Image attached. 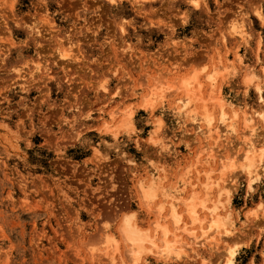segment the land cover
<instances>
[{"label":"rangeland","instance_id":"rangeland-1","mask_svg":"<svg viewBox=\"0 0 264 264\" xmlns=\"http://www.w3.org/2000/svg\"><path fill=\"white\" fill-rule=\"evenodd\" d=\"M193 73L195 119L179 115L175 89ZM158 76L176 91L143 111ZM128 110L131 127L119 125ZM250 145L257 171L247 174ZM207 173L205 205L232 232L211 229L200 245L208 210L197 205L205 219L191 224L180 200H202ZM152 174L163 189L148 205L139 185ZM125 217L157 239L160 219L182 257L133 262ZM105 234L116 245L107 255ZM232 245L230 264H264V0H0V264H225Z\"/></svg>","mask_w":264,"mask_h":264},{"label":"bare ground","instance_id":"bare-ground-1","mask_svg":"<svg viewBox=\"0 0 264 264\" xmlns=\"http://www.w3.org/2000/svg\"><path fill=\"white\" fill-rule=\"evenodd\" d=\"M218 72L219 71H215L214 70L210 74H207V77H208V79L210 81L209 85L211 86V90L214 89L213 87H214V84H215V77L218 74ZM172 89H173L172 84L169 83V82L164 81L163 78L161 79L158 76V78L153 79L152 84L149 86L148 95L144 96L143 99H142L141 108L143 109V111L153 108L160 100H162L164 98V96H166L164 94L167 93V92H171ZM175 89L176 90H180L181 89L184 92V94H183L184 98H183V100L181 102L182 103L181 104V108H179V110H178L179 111V115L183 111H187V113H189V114L191 113L192 119H195V117H194L195 110L193 109L191 103L194 101L193 100L194 99L193 94L196 93L195 91L198 92L199 89H200V84L197 81V74L193 73V74H191L188 77L182 78L180 80V82H179V85ZM257 89L260 92V89L259 88H257ZM176 90H174V91H176ZM192 97H193V99H192ZM215 102H216V104L219 105V109H220V118H219V120H220V122L224 123L227 120V117H226V113L223 111V108L221 106V99L218 97V98H216ZM125 115H126V117H124V118L121 117L123 119L120 122H118L119 125H125V126L126 125L127 126L130 125V123L128 121V118L131 117L132 112L130 110H128V111H126ZM259 116H262V115L259 114ZM204 117L206 118L205 123H206V126H207V132H209V134H210V132L212 131V129L210 128L211 127V123H212L211 122L212 118L207 113L205 114ZM228 126H229V130L231 132H235V127H234L233 124H230V121H229V125ZM112 127H114V126L110 125L108 123H104V128L106 129V131L110 130ZM130 127H131V125H130ZM248 140L249 139L247 138V141ZM256 156H257L256 151L250 145L247 148V150L245 151V153L242 156L241 160L239 161L240 163L238 162L240 164L241 169L247 171V174H251L254 170L257 171V169L255 168L256 166H254L255 165V157ZM260 160H261V154L259 156V161H257V162L259 163ZM235 168H236V162L234 160H232V161L230 160L227 164L224 163V165H222V168H220V169H222V171L225 172L226 170L232 171ZM154 170H156V168ZM208 173L206 174V178H205L206 181L203 184L204 185V190H205V197L202 200L198 199V196H197L196 192H192L188 197H186V199H184V198L181 199L180 197L179 198L181 200L179 198H177V199L182 201V204L185 207V209H184L185 213H186V215H187V217L189 219V222L191 224H195V223L201 224L204 221V219H205V218H200V216H198L197 205H200L202 208H204V209L206 208L208 210V213H209L208 223H207L208 226H207L206 230H202V236H205V234H207L208 231L211 230V229H213L216 232H219L220 229L221 230L223 229L226 234L230 233L232 231L228 230L226 228V225L229 223V221L227 220L226 217H223L221 214L217 213V208H218L217 204L214 203L211 208H207L206 205H205V202L209 199V194L211 192V185H212L209 182L210 178H209ZM181 176H180L179 180H181L185 184V182H186L185 178L188 175L186 173L184 179H181L183 177V176L182 177ZM158 180H160V179H158V176L152 174V178H151V180H150L148 185H145L143 183H140V185H139V188H140V193L139 194L141 195L140 197H142L141 199L145 200L146 203H148V205L157 196V191L159 190L158 188L161 187V186L160 187L158 186V184L160 183L161 180L159 181V183H158ZM187 180H188V177H187ZM218 180H219V178H218ZM221 183H224V182H221ZM214 184H215V182H214ZM225 184H227V183H225ZM227 186H229V184ZM181 187H184V185L181 186ZM216 188H217V185H216ZM224 188H225V186H224ZM224 188H223V191H224ZM161 189H163V188L161 187L160 190ZM225 189H228V188H225ZM219 191H221V190H219ZM165 196H166V194H165ZM164 198H166V197H164ZM167 198H169V197H167ZM169 201H171V200H169ZM173 201H171V203H170V209H169V211H167L168 212L167 216L170 218L171 222L173 223V226L176 228L178 226V224L181 222L182 218H181V214L176 211V203L175 202H174L175 204L172 203ZM259 207H260V205H259ZM162 210H163V207L159 206V209L157 210V217H159L160 219H163ZM160 219H156L154 221V223H153V228H154V231H155L154 233L156 234L158 232V234H160L158 239H157L156 235H153V236L150 235L148 230H145V229H142V228H139L138 226H136L132 222V219L130 217L123 218V220L121 222V225H120V233H121V236L123 237L124 242L129 247V257H130V259L133 262H138V260L141 258L142 254H152V255H154L157 258L165 259V260H168V259H171V258L172 259H178V258L182 257V253H183L182 252L183 248H181L182 245H179L181 247H179L177 245L178 246V248H177L176 244H178V240L174 239L172 235H170V237L172 239L171 238L170 239L167 238L169 233H170V230L167 228V225L165 223L161 224V220ZM185 228L186 227L184 226V229ZM230 228H231V226H230ZM172 234H173V232H172ZM208 236L207 237L205 236L206 238L202 237L203 240L201 242H199L200 245L205 244V242L208 241L211 238L210 236L209 237ZM198 238H199V236H195V238H194L195 241L194 242L198 243V241H197ZM103 241H104V244H105L104 249L102 250L103 254L107 255V254L112 253L114 250H116L115 238L113 236L105 234L104 238H103ZM233 241H234V239H233ZM237 251H238V248H237L236 245L235 246L232 245L231 247H228L225 264H230L231 263V261L236 256ZM111 264H114V262L111 263Z\"/></svg>","mask_w":264,"mask_h":264}]
</instances>
